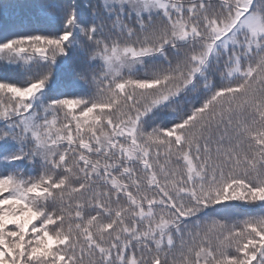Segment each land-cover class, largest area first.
I'll list each match as a JSON object with an SVG mask.
<instances>
[{"label": "snow or ice", "instance_id": "snow-or-ice-1", "mask_svg": "<svg viewBox=\"0 0 264 264\" xmlns=\"http://www.w3.org/2000/svg\"><path fill=\"white\" fill-rule=\"evenodd\" d=\"M0 264H264V0H0Z\"/></svg>", "mask_w": 264, "mask_h": 264}]
</instances>
